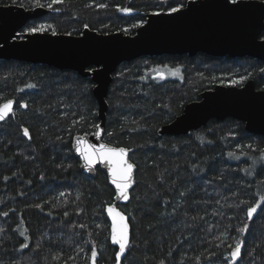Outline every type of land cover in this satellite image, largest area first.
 <instances>
[{"label":"trees","instance_id":"16d2710c","mask_svg":"<svg viewBox=\"0 0 264 264\" xmlns=\"http://www.w3.org/2000/svg\"><path fill=\"white\" fill-rule=\"evenodd\" d=\"M187 1L63 0L48 8L51 0H40L49 12L20 33L44 25V32L79 35L87 25L132 35L147 14ZM8 4L33 8L35 0H0ZM159 68L178 74L161 76ZM248 79L264 89V60L198 53L121 63L106 96L103 141L127 148L135 171L127 199L116 203L106 175L82 173L71 148L98 124L90 78L0 60V103H15L0 124V264H264V137L234 118L157 134L200 92ZM109 208L128 228L119 260Z\"/></svg>","mask_w":264,"mask_h":264},{"label":"water","instance_id":"95a60500","mask_svg":"<svg viewBox=\"0 0 264 264\" xmlns=\"http://www.w3.org/2000/svg\"><path fill=\"white\" fill-rule=\"evenodd\" d=\"M47 12L46 7L0 5V60L46 65L90 78L97 102L98 127L93 132L75 136L71 148L82 173L94 177L96 168H100L106 175L115 191L116 203L123 199L113 183L114 179H119V165L98 155L89 164L81 150L91 151L90 145L98 150L101 144L107 148L125 149L124 160L133 165L128 192L135 171L129 150L103 141L108 109L106 96L112 74L121 63L142 56H194L198 53L214 58L264 60L262 0H240L238 6L228 0H188L179 12L147 14L145 22L132 35L121 31L99 33L89 28H84L79 35H53L51 32L17 35L29 21ZM9 100L13 101L12 110L0 124L13 114L15 103L13 99ZM225 118L239 120L247 132L264 137V89H257L252 79L240 86L216 84L200 92L197 100L186 103L179 115L157 128V134L185 135L204 126L210 119L221 121ZM118 218L114 220L116 227Z\"/></svg>","mask_w":264,"mask_h":264},{"label":"snow or ice","instance_id":"6c2138e0","mask_svg":"<svg viewBox=\"0 0 264 264\" xmlns=\"http://www.w3.org/2000/svg\"><path fill=\"white\" fill-rule=\"evenodd\" d=\"M62 2L63 0H51V3H48L46 6L48 8H52L53 4L62 3ZM228 3L238 6L240 3V0H228ZM35 7L41 8V7H45V5L41 4L40 0H35ZM181 7L182 5L177 6V7H171L168 9V12L169 13L179 12L181 10ZM119 10L126 12V13L132 11L130 8H122ZM155 14L159 15L160 13L157 12ZM139 26H142V25L141 24L133 25V27H139ZM85 28H87V25H85ZM43 31H45L44 25H40L39 27L32 26V27L27 28L26 33L24 34L30 35V34H35L38 32H43ZM125 31H127V29H125ZM52 34L55 35L56 33L53 31ZM17 35L21 36L23 34H17ZM12 105H13L12 100H8L6 103L0 105V120L4 119L5 116L9 114V112L12 110ZM28 134H29L28 130L24 129V135L27 136ZM98 134L99 133H97V135ZM89 149H91V151H89L88 149L81 150V154L84 155L85 160L88 161L89 164H91L93 159L98 155L100 158L107 159L110 162L115 161L119 165V169H118L119 179H114L113 183L116 184V188L118 189L119 196L123 197L124 199H127V188L129 187V180L131 178L130 174L132 172L133 165L128 163L126 160H124V156L126 155L125 149L107 148L106 145H103V144L100 145V148L98 150L95 149L91 145L89 146ZM115 174L116 173L114 171V176ZM108 211L109 213H114V210L112 208H109ZM255 211H256V208L254 207H250L248 209L247 214H248L249 219L252 218V214ZM117 216H119L121 222H123L124 218L123 216H120L119 213H115L113 216V219L115 220ZM241 231H244V229H241ZM112 240L114 243L118 244L120 247V252L117 253V260H119L120 255L125 251V247L128 241V228L126 224L121 223V227L118 232L115 227L113 228ZM21 247H27V245H22ZM240 248H241V242H237L232 252V256L234 258L239 254ZM92 255H93V258L96 256V252L94 250H93Z\"/></svg>","mask_w":264,"mask_h":264},{"label":"rangeland","instance_id":"374dc122","mask_svg":"<svg viewBox=\"0 0 264 264\" xmlns=\"http://www.w3.org/2000/svg\"><path fill=\"white\" fill-rule=\"evenodd\" d=\"M44 32V31H43ZM21 37V36H20ZM157 72L159 73V75L161 76H175L176 74H178L177 70H172V69H165V68H159L157 69ZM232 84V83H231ZM228 85V84H225ZM234 85V84H233ZM121 223L124 224V222H121L120 218H118V224H117V232L119 231L120 227H121Z\"/></svg>","mask_w":264,"mask_h":264}]
</instances>
